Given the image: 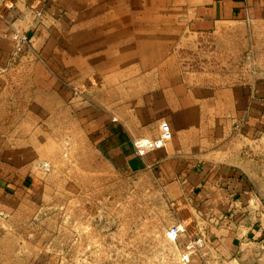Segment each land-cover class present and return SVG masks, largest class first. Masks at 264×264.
<instances>
[{"label": "crops", "instance_id": "crops-1", "mask_svg": "<svg viewBox=\"0 0 264 264\" xmlns=\"http://www.w3.org/2000/svg\"><path fill=\"white\" fill-rule=\"evenodd\" d=\"M88 1L0 0V216L73 125L102 168L154 181L186 230L182 252L205 237L206 257L189 264H264V78L199 81L175 56L186 33H263L264 0ZM10 21L31 32L38 57L9 65ZM161 121L171 141L135 156L132 140L154 138Z\"/></svg>", "mask_w": 264, "mask_h": 264}, {"label": "rangeland", "instance_id": "rangeland-1", "mask_svg": "<svg viewBox=\"0 0 264 264\" xmlns=\"http://www.w3.org/2000/svg\"><path fill=\"white\" fill-rule=\"evenodd\" d=\"M255 29L261 31L232 24L186 33L177 62L199 81L264 78V32ZM72 129L70 143L56 137L45 154L50 163L42 164L38 183L13 194L8 217L0 216V264H189L166 236L175 218L154 181L102 168L94 150L84 151L79 127Z\"/></svg>", "mask_w": 264, "mask_h": 264}, {"label": "built area", "instance_id": "built-area-1", "mask_svg": "<svg viewBox=\"0 0 264 264\" xmlns=\"http://www.w3.org/2000/svg\"><path fill=\"white\" fill-rule=\"evenodd\" d=\"M88 4H90V0ZM8 31L13 43V48L9 56L10 66L18 64L26 55L38 57L33 45V35L30 31L20 28L11 21L8 22ZM70 90L75 97L84 98V90L79 85L70 87ZM172 136L170 125L166 121H161L159 124V132L154 138H136L132 140L133 153L135 156L142 158L147 154L163 149L171 141ZM185 233L186 230L178 222L169 228L166 236L170 241L176 242L179 236ZM204 238V236L188 238V241L183 247L181 260L187 262L194 254L203 255Z\"/></svg>", "mask_w": 264, "mask_h": 264}, {"label": "water", "instance_id": "water-1", "mask_svg": "<svg viewBox=\"0 0 264 264\" xmlns=\"http://www.w3.org/2000/svg\"><path fill=\"white\" fill-rule=\"evenodd\" d=\"M256 190H257V192H258L260 198H261V199L263 200V202H264V188H262V187H256Z\"/></svg>", "mask_w": 264, "mask_h": 264}]
</instances>
